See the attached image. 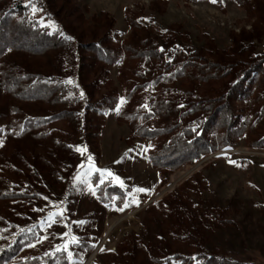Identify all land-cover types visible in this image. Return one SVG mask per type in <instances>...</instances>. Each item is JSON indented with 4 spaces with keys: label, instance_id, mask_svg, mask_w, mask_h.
<instances>
[{
    "label": "rangeland",
    "instance_id": "obj_1",
    "mask_svg": "<svg viewBox=\"0 0 264 264\" xmlns=\"http://www.w3.org/2000/svg\"><path fill=\"white\" fill-rule=\"evenodd\" d=\"M258 1L263 4L262 9L253 12L242 5L244 0H216V3L212 0H31L38 9L35 12L26 6V0H6V4H22L26 6L24 14L15 16L28 17L56 33H62L67 27L86 43L102 37L104 13H107L114 20L112 37L119 45L132 33L125 18L127 9L153 35L171 40L172 47L187 53L198 51L207 56L216 53L231 55L240 62H264V0ZM49 22L55 28L46 27ZM235 40L247 47L245 52L232 54ZM86 56L85 61H90V54ZM64 67L69 96L82 99L83 124L78 132L65 121L54 122L46 129L75 147L72 177L61 185L44 178L43 185L35 189L39 197L31 203L0 201V216L10 222L2 230L8 229L12 234L37 228L42 231L37 242L22 248V259L52 253L54 246L76 236L80 243L70 244L71 264H115L114 254L119 253L125 264H182L172 257L165 260L174 253L191 255L194 259L216 254L242 264H264V147L250 144L249 135L244 133L233 139L230 146L173 172L166 171L164 182L157 187L161 170L148 161V151H143L154 141L134 136L129 123L119 122L117 106L100 107L104 113L102 124L94 130L92 113L87 108L90 99L71 72L70 55L66 56ZM89 79L98 81L93 87L95 100L101 101L109 92H115L119 108L126 102V86L118 79L117 63L105 66L104 73ZM250 80L247 78L245 85ZM183 83V79L175 78L161 82L160 87L166 95L179 99L183 96ZM204 87L205 84L199 85ZM158 88L154 84L143 88L139 92L142 103L136 106L142 111H152L151 98ZM234 103L241 120L248 106L240 95ZM146 121L153 127L164 125L155 115ZM4 138L2 135L0 141ZM95 168L110 169L114 176L120 177L128 207H124L126 201L109 206L97 199L98 187L105 183L119 186V183L106 175L101 183V174ZM0 175L10 183L20 181L9 167H0ZM89 184L94 185L95 195L89 190ZM141 187L150 191H135ZM133 197L139 201L138 205L131 203ZM54 205L66 210L63 220L59 216L54 218L55 222L47 219L50 211L57 210ZM64 233L67 235L63 236ZM90 245L95 247L88 251Z\"/></svg>",
    "mask_w": 264,
    "mask_h": 264
},
{
    "label": "trees",
    "instance_id": "obj_2",
    "mask_svg": "<svg viewBox=\"0 0 264 264\" xmlns=\"http://www.w3.org/2000/svg\"><path fill=\"white\" fill-rule=\"evenodd\" d=\"M244 1L242 5L249 12L262 9L263 4L258 0ZM25 8L0 0V138L5 136L0 145V167L11 168L20 180L10 183L0 175V201L31 203L39 197L35 189L43 185L44 178L61 185L72 177L75 147L46 129L54 122L65 121L78 132L83 124L82 99L69 96L64 67L67 55L72 60L71 72L89 96L87 108L92 113L94 130L102 124L104 113L100 107L113 109L119 100L115 92H109L101 101L95 100L93 87L98 81L91 82L89 78L104 73L105 66L118 64V79L126 86V102L119 108L117 119L129 123L134 136L154 141L147 159L161 170L157 187L164 182L166 171L173 172L230 146L233 139L244 133L249 135L250 144L264 147V62H240L229 53V56L187 53L172 47L171 40L153 35L127 9L125 18L132 33L119 45L112 37L114 20L107 13H104L102 37L86 43L67 27L61 35L40 27L28 17L15 16L16 13L22 16ZM235 44L232 54L246 51L241 42L235 40ZM88 54L90 61H85ZM175 78L184 81L180 100L166 95L160 87L161 82ZM247 78L251 80L245 85ZM151 84L159 85L151 98L152 111H142L136 106L142 103L139 92ZM200 84L205 87L199 88ZM238 95L248 106L241 120L234 103ZM151 115L164 125L148 124L146 120ZM195 124H199L196 129ZM114 194L118 197L114 198ZM96 195L109 206L120 205L127 199L121 187L109 183L98 187ZM8 226L10 222L0 216V264H71L65 252L22 259V248L37 242L42 231L37 228L12 234L8 229L2 230ZM93 248L88 246V251ZM171 257L182 264H242L216 254L199 255L197 262L191 255L182 253L168 255L165 260ZM113 261L125 264L120 253L114 254Z\"/></svg>",
    "mask_w": 264,
    "mask_h": 264
},
{
    "label": "snow or ice",
    "instance_id": "obj_3",
    "mask_svg": "<svg viewBox=\"0 0 264 264\" xmlns=\"http://www.w3.org/2000/svg\"><path fill=\"white\" fill-rule=\"evenodd\" d=\"M212 2H213V3H216V0H212ZM26 6L31 7V8L33 9V12H35V11L38 10V9L36 8V5L31 3V0H26ZM46 27H53V28H55V25H54V23L49 22V24H47ZM61 35H63V33H61ZM67 39H72V37H67ZM161 51H163V49H161ZM68 82L71 83V81H68ZM81 96H83V93H81ZM123 100H124V98L122 97V98H121V101L123 102ZM143 107H144L145 109L148 108L147 105H144ZM118 109H119V105H117V110H118ZM2 144H3V141H0V145H2ZM152 147H153V145H148L147 147H145V148L143 149V151H144V152H147L148 149H150V148H152ZM77 151H80V149L77 148ZM88 159H89V161H91V159H92L91 156H89ZM229 162H230V163H235V161H229ZM94 170H95L96 172H98V173L101 174V179H100V182H101V183L104 182V178H105V175H106L107 177H111V178L115 179V180L119 183V186H120L121 188H124V187H125L124 182L120 179V177H119V176H114V174L111 172L110 169H107V168H105V169L95 168ZM88 188H89V190L91 191L92 195H95V187H94V185L89 184V185H88ZM135 191H137V192H142V193H143V192H149L150 189H148V188H142V187H141V188H137V189H135ZM129 195H131V193H129ZM44 199L47 200L48 198H47V197H44ZM62 203H63V202H61V204H62ZM131 203H135V204L138 205V204H139V201H138L137 199H135V197H133ZM128 206H129V204H128V202L126 201V202L124 203V207H128ZM53 207H56L57 210H56V211H50V212L48 213V217H47V219H48L49 221L55 222L54 218L57 217V216H59L60 219L63 220V218H64V217H63V213H64V211H66V210L63 209L62 207H57V206H55V205H54ZM116 210H117V211H123V208H117ZM77 223H78V224H83V223H85V221H77ZM65 227H67V225H65ZM66 235H67V233H64V234H63V236H66ZM63 236H62L61 238H63ZM44 239H46V237H45ZM79 243H80L79 239H78L76 236H73L71 241H65L62 245H56V246H54L53 253H55V252H65V253L67 254V256L69 257V259H71L72 256H73V253L70 251V244H79ZM93 247H95V245H93ZM101 251H103V249H101ZM47 254H48V253H46V255H47Z\"/></svg>",
    "mask_w": 264,
    "mask_h": 264
},
{
    "label": "water",
    "instance_id": "obj_4",
    "mask_svg": "<svg viewBox=\"0 0 264 264\" xmlns=\"http://www.w3.org/2000/svg\"><path fill=\"white\" fill-rule=\"evenodd\" d=\"M94 254H95V252L91 255V257L89 258V260H91L92 259V257L94 256Z\"/></svg>",
    "mask_w": 264,
    "mask_h": 264
}]
</instances>
